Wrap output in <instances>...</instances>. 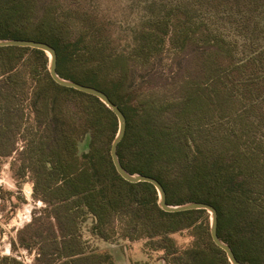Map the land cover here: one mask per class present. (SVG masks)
<instances>
[{
    "label": "trees",
    "instance_id": "trees-1",
    "mask_svg": "<svg viewBox=\"0 0 264 264\" xmlns=\"http://www.w3.org/2000/svg\"><path fill=\"white\" fill-rule=\"evenodd\" d=\"M74 3L0 0V40L53 47L61 78L104 92L125 115L117 149L124 169L156 179L168 205L213 206L218 236L236 259L264 264V48L241 55L188 3L145 21L130 48L119 50L105 22ZM190 3L230 23L238 15L241 32H251L245 22L256 12L264 24V0ZM166 45L188 57L184 71L168 78L152 72ZM48 67L43 51L0 47V160L22 139L17 176L29 172L35 197L52 208L40 224L48 235L27 238L45 240L37 261L114 264L109 253L89 250L82 226L92 219V236L108 241L106 231L125 215L138 234L126 237L158 244L168 264H231L211 239L206 210L164 212L153 185L119 176L110 155L117 117L98 98L55 83ZM183 231L194 241L180 248L171 236ZM19 241L31 249L21 234ZM0 264L22 263L0 257Z\"/></svg>",
    "mask_w": 264,
    "mask_h": 264
},
{
    "label": "rangeland",
    "instance_id": "rangeland-1",
    "mask_svg": "<svg viewBox=\"0 0 264 264\" xmlns=\"http://www.w3.org/2000/svg\"><path fill=\"white\" fill-rule=\"evenodd\" d=\"M188 3L193 16L201 18L203 16L207 21L209 18L208 23L212 27L219 28L218 30L226 38L233 41L241 55L246 56L264 48V24L261 13L258 12L251 21L245 22L247 30L251 32L246 31V28L241 32L239 29L243 23L238 15H233L234 19L230 23L227 18L202 14L200 7L195 8L190 0H76L73 6L98 15L105 22L107 33L118 49L127 50L132 45L133 33L140 29L145 21L158 19L171 5H185L183 8H186ZM159 60L155 62V69L152 72L168 78V76L172 77L173 73L184 71L188 57L183 54L176 55L170 46L166 45ZM15 148L10 157L0 160V257H12L22 264H40L37 256L45 240L41 242L38 238L39 243L32 240L31 244L27 238L35 232L41 237L48 235L49 227L47 231V228L40 224L44 222V218L52 208L35 197L34 182L29 172L24 178L17 176L21 166L19 153L24 150L22 139L18 140ZM87 148L88 139L81 145V150L85 151ZM28 190H31L29 195L26 194ZM132 225L129 216L117 217L106 231L111 238L108 241L92 236V219H88L83 224L82 230L84 237L90 241L93 248L102 252H106L107 249L114 264H168L171 258L167 261L166 252L155 249L158 244H153L154 249H152L148 246L150 241L146 238L131 241L126 237L138 236L137 229L134 231ZM20 234L27 243H30L31 249L24 248L20 244ZM171 237L180 248H185L194 241L190 231H183ZM154 241L158 242V240Z\"/></svg>",
    "mask_w": 264,
    "mask_h": 264
},
{
    "label": "water",
    "instance_id": "water-1",
    "mask_svg": "<svg viewBox=\"0 0 264 264\" xmlns=\"http://www.w3.org/2000/svg\"><path fill=\"white\" fill-rule=\"evenodd\" d=\"M0 47H19V48H31L36 49L45 52L49 56V67L48 71L55 83H57L60 86L71 88L76 91H79L81 93H85L87 95L93 96L98 98L113 114L117 117L118 120V131L117 134L112 142L111 149H110V155L114 164V167L116 169V172L121 176L122 179L129 183H149L153 185L158 193L159 197V208L167 213H180V212H186V211H192V210H206L210 216V235L213 243L222 249L231 264H243L240 261H238L230 248V246L226 243H224L218 236L217 233V211L216 209L206 203H199V202H193L188 203L184 205L179 206H171L168 205L166 202V193L162 187V185L154 178L144 176V175H138V174H130L128 171L124 169V167L121 165L120 160L118 158L117 149L119 143L124 138V135L126 133V127H127V121L126 117L123 114V112L120 110V108L115 105L108 96L93 87L84 86L76 82L68 81L63 78H61L57 73V54L53 47L46 43L37 42L33 40H18V39H11V40H0Z\"/></svg>",
    "mask_w": 264,
    "mask_h": 264
},
{
    "label": "crops",
    "instance_id": "crops-1",
    "mask_svg": "<svg viewBox=\"0 0 264 264\" xmlns=\"http://www.w3.org/2000/svg\"><path fill=\"white\" fill-rule=\"evenodd\" d=\"M90 237H91V236H90ZM83 240L86 241V244L88 245L90 251H94V252H102V251H99V250L96 249V248H93V247L91 246L90 241L84 237V234H83ZM100 240H101V239H100ZM104 244H106V242H104ZM98 246H99V245H98ZM100 249H102V248H100ZM114 250H116V249H114ZM105 251L108 252L107 249H106Z\"/></svg>",
    "mask_w": 264,
    "mask_h": 264
},
{
    "label": "bare ground",
    "instance_id": "bare-ground-1",
    "mask_svg": "<svg viewBox=\"0 0 264 264\" xmlns=\"http://www.w3.org/2000/svg\"><path fill=\"white\" fill-rule=\"evenodd\" d=\"M26 194L27 195L31 194V190L26 191Z\"/></svg>",
    "mask_w": 264,
    "mask_h": 264
}]
</instances>
